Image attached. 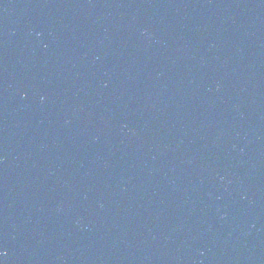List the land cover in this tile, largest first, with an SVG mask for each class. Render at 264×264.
I'll use <instances>...</instances> for the list:
<instances>
[{"label":"water","instance_id":"1","mask_svg":"<svg viewBox=\"0 0 264 264\" xmlns=\"http://www.w3.org/2000/svg\"><path fill=\"white\" fill-rule=\"evenodd\" d=\"M0 264H264V0H15Z\"/></svg>","mask_w":264,"mask_h":264}]
</instances>
